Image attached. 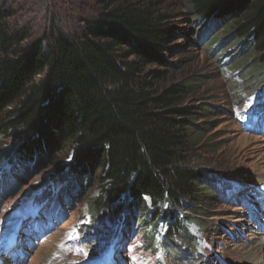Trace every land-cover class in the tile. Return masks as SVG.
<instances>
[{"label":"trees","instance_id":"16d2710c","mask_svg":"<svg viewBox=\"0 0 264 264\" xmlns=\"http://www.w3.org/2000/svg\"><path fill=\"white\" fill-rule=\"evenodd\" d=\"M180 1L174 8L173 0H76L83 10L78 27L33 40L12 26L10 9L0 8V132L17 139L8 151L18 170L13 181L25 162L74 147L41 202L58 204L62 188H76L73 175L94 173L100 193L91 198L89 226L110 231L105 238L117 222H132L148 245L159 242L190 261L196 254L185 246L195 240L186 224L223 188L209 175L212 190L187 164L209 129L194 120L213 110L183 104L194 81H172L182 62L167 54L181 48L175 37L190 35L211 50L238 45L264 67V0ZM179 206L189 213L174 210Z\"/></svg>","mask_w":264,"mask_h":264},{"label":"rangeland","instance_id":"374dc122","mask_svg":"<svg viewBox=\"0 0 264 264\" xmlns=\"http://www.w3.org/2000/svg\"><path fill=\"white\" fill-rule=\"evenodd\" d=\"M173 2L174 8H180V0ZM75 4L76 0H0V8L10 9L12 26L25 31L29 40L44 38L55 29L78 27L83 10ZM173 42L181 48L167 56L180 59L182 67L173 72L172 81H194L183 104L209 105L213 110V114L200 113L194 120L195 125L204 123L209 129L203 131L187 164L207 176L206 184L212 190L216 186L209 175L233 185L231 193L219 191L209 197L202 214L186 224L195 243L185 249L187 253L194 251L195 258L187 261L180 251L167 250L159 242L154 247L148 245L149 237L132 222L121 225V240L114 251L112 244L120 224H115L107 241L103 238L107 231L96 230L92 222L87 224L91 198L100 193L94 173L80 178L73 175L76 188L71 193L64 188L58 191L61 203L54 217L29 215L36 207L33 199L57 186L52 175L56 167L71 159L74 147L67 145L51 159L37 157L33 163L23 162V171L13 181L18 170L15 163H9L8 154L17 139L0 132V176L7 187L0 194V264H264V254L254 255L251 250L255 243L264 242L260 230L264 216V198L260 196L264 193V118L253 123L264 108L260 106L264 101V67L238 45L228 43L211 50L190 35H178ZM241 184L244 187L236 189ZM186 209L174 208L189 213ZM251 209L257 211L255 217ZM202 220L207 222L203 227L199 224ZM164 231L163 221L157 223L156 238ZM94 233L99 237L82 239L84 234ZM23 237L30 245H25ZM179 241L184 248L186 243L181 238Z\"/></svg>","mask_w":264,"mask_h":264},{"label":"bare ground","instance_id":"6f19581e","mask_svg":"<svg viewBox=\"0 0 264 264\" xmlns=\"http://www.w3.org/2000/svg\"><path fill=\"white\" fill-rule=\"evenodd\" d=\"M255 246L252 247V251H254V255H257L255 253H259L260 256H263L264 254V242L261 240L259 243H255ZM247 252V251H246ZM245 253V252H244ZM249 254V253H248ZM259 256V257H260ZM264 257V256H263ZM250 259V258H249Z\"/></svg>","mask_w":264,"mask_h":264}]
</instances>
